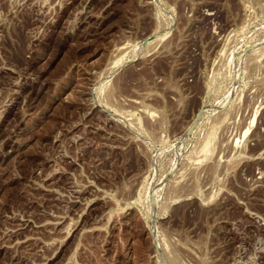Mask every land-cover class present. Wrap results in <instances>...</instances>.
Listing matches in <instances>:
<instances>
[{
    "label": "rangeland",
    "instance_id": "1",
    "mask_svg": "<svg viewBox=\"0 0 264 264\" xmlns=\"http://www.w3.org/2000/svg\"><path fill=\"white\" fill-rule=\"evenodd\" d=\"M0 264H264V0H0Z\"/></svg>",
    "mask_w": 264,
    "mask_h": 264
},
{
    "label": "bare ground",
    "instance_id": "2",
    "mask_svg": "<svg viewBox=\"0 0 264 264\" xmlns=\"http://www.w3.org/2000/svg\"><path fill=\"white\" fill-rule=\"evenodd\" d=\"M189 128V127H188ZM205 150H207V148H205Z\"/></svg>",
    "mask_w": 264,
    "mask_h": 264
}]
</instances>
